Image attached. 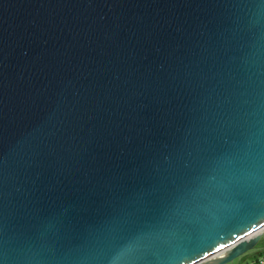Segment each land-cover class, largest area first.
<instances>
[{
    "label": "water",
    "instance_id": "water-1",
    "mask_svg": "<svg viewBox=\"0 0 264 264\" xmlns=\"http://www.w3.org/2000/svg\"><path fill=\"white\" fill-rule=\"evenodd\" d=\"M263 232L264 0H0V264H230Z\"/></svg>",
    "mask_w": 264,
    "mask_h": 264
},
{
    "label": "rangeland",
    "instance_id": "rangeland-1",
    "mask_svg": "<svg viewBox=\"0 0 264 264\" xmlns=\"http://www.w3.org/2000/svg\"><path fill=\"white\" fill-rule=\"evenodd\" d=\"M264 234V232H263ZM264 237L257 244L256 248L248 251L243 256L237 258L230 264H259L257 260H261L264 257Z\"/></svg>",
    "mask_w": 264,
    "mask_h": 264
},
{
    "label": "snow or ice",
    "instance_id": "snow-or-ice-1",
    "mask_svg": "<svg viewBox=\"0 0 264 264\" xmlns=\"http://www.w3.org/2000/svg\"><path fill=\"white\" fill-rule=\"evenodd\" d=\"M251 227V226H250ZM250 230V228L249 229H245V232H247V231H249ZM237 235H243V233H237ZM225 243H227V242H225Z\"/></svg>",
    "mask_w": 264,
    "mask_h": 264
},
{
    "label": "crops",
    "instance_id": "crops-1",
    "mask_svg": "<svg viewBox=\"0 0 264 264\" xmlns=\"http://www.w3.org/2000/svg\"><path fill=\"white\" fill-rule=\"evenodd\" d=\"M263 237H264V234H263ZM263 237H262V238H263ZM263 250H264V249H263ZM262 259H264V257H263ZM262 259H261V260H257L256 262H258L259 264H261Z\"/></svg>",
    "mask_w": 264,
    "mask_h": 264
},
{
    "label": "built area",
    "instance_id": "built-area-1",
    "mask_svg": "<svg viewBox=\"0 0 264 264\" xmlns=\"http://www.w3.org/2000/svg\"><path fill=\"white\" fill-rule=\"evenodd\" d=\"M261 264H264V259H262Z\"/></svg>",
    "mask_w": 264,
    "mask_h": 264
}]
</instances>
